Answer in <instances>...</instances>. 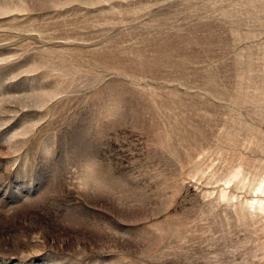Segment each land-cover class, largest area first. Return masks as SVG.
I'll list each match as a JSON object with an SVG mask.
<instances>
[{"label": "rangeland", "instance_id": "374dc122", "mask_svg": "<svg viewBox=\"0 0 264 264\" xmlns=\"http://www.w3.org/2000/svg\"><path fill=\"white\" fill-rule=\"evenodd\" d=\"M0 264H264V0H0Z\"/></svg>", "mask_w": 264, "mask_h": 264}]
</instances>
